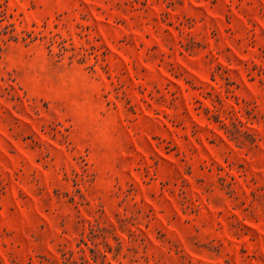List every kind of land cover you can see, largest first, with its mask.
<instances>
[{
	"label": "rangeland",
	"instance_id": "obj_1",
	"mask_svg": "<svg viewBox=\"0 0 264 264\" xmlns=\"http://www.w3.org/2000/svg\"><path fill=\"white\" fill-rule=\"evenodd\" d=\"M0 264H264V0H0Z\"/></svg>",
	"mask_w": 264,
	"mask_h": 264
}]
</instances>
